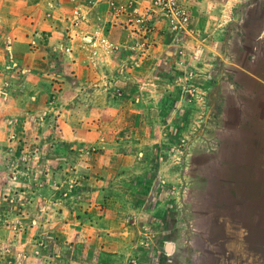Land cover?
Instances as JSON below:
<instances>
[{"label": "rangeland", "instance_id": "obj_1", "mask_svg": "<svg viewBox=\"0 0 264 264\" xmlns=\"http://www.w3.org/2000/svg\"><path fill=\"white\" fill-rule=\"evenodd\" d=\"M24 1L32 36L0 10V264H171L194 209L263 172L238 65L264 0Z\"/></svg>", "mask_w": 264, "mask_h": 264}, {"label": "crops", "instance_id": "obj_2", "mask_svg": "<svg viewBox=\"0 0 264 264\" xmlns=\"http://www.w3.org/2000/svg\"><path fill=\"white\" fill-rule=\"evenodd\" d=\"M25 5L24 0H0V10H15L14 13H9L20 19L22 24L18 26V36H26L27 33L32 36L38 27L37 20L32 24L28 19L23 20L27 14L16 12ZM32 6L37 13L41 8H47L44 0H36ZM259 20L261 28H264V13L259 15ZM23 26H29L30 31ZM263 33L260 30L256 36H263ZM238 49L240 53L244 52L241 43ZM260 60L255 59L257 63L253 67L242 63L238 65L239 70L254 81L253 89L256 91L259 88L264 89V60ZM244 89L249 88L244 86ZM252 115L253 119L264 120V110L259 107L253 108ZM260 153H264V148ZM252 163L263 170L259 176L226 178L229 191L215 196L217 201L213 208L194 209V216L199 221L194 236L196 241L184 255L175 248L171 253L173 256L168 258L171 264H264V161L245 162L241 165H244L242 168H248ZM222 164L232 168L237 163Z\"/></svg>", "mask_w": 264, "mask_h": 264}, {"label": "built area", "instance_id": "obj_3", "mask_svg": "<svg viewBox=\"0 0 264 264\" xmlns=\"http://www.w3.org/2000/svg\"><path fill=\"white\" fill-rule=\"evenodd\" d=\"M185 20V18H183Z\"/></svg>", "mask_w": 264, "mask_h": 264}]
</instances>
